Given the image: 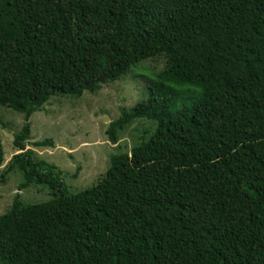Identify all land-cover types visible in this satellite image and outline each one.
<instances>
[{
	"label": "trees",
	"instance_id": "obj_1",
	"mask_svg": "<svg viewBox=\"0 0 264 264\" xmlns=\"http://www.w3.org/2000/svg\"><path fill=\"white\" fill-rule=\"evenodd\" d=\"M0 39V106L25 114L0 173L19 190L0 215V264H264V0H13ZM165 58L151 97L110 123L157 122L97 185L71 194L27 148L51 98L97 93L142 61ZM194 86L199 92L185 97ZM36 147L54 146L52 140ZM4 149L0 136V168Z\"/></svg>",
	"mask_w": 264,
	"mask_h": 264
},
{
	"label": "rangeland",
	"instance_id": "obj_2",
	"mask_svg": "<svg viewBox=\"0 0 264 264\" xmlns=\"http://www.w3.org/2000/svg\"><path fill=\"white\" fill-rule=\"evenodd\" d=\"M16 7L13 0H0V39L10 37L17 26L10 22ZM163 57L142 61L120 79L103 85L97 93L86 92L81 97L59 96L51 98L44 110L31 118V138L27 148L37 160L55 166L71 194L80 193L98 184L111 166V157L131 153L157 128L152 119H137L118 132V143L113 144L107 135L110 123L116 121L124 110H131L140 102L150 99V88L156 74L165 68ZM185 97L191 99L199 89L184 86ZM25 114L0 106V136L4 149V167L19 153L14 146V135L25 124ZM52 140L54 146L36 147L38 141ZM24 182L23 172L16 168L0 182V215L7 213L14 200L29 204L43 203L51 198L46 185L33 184L19 190Z\"/></svg>",
	"mask_w": 264,
	"mask_h": 264
}]
</instances>
